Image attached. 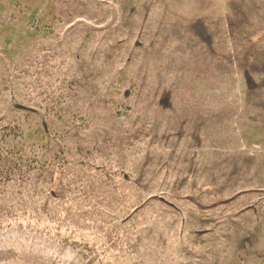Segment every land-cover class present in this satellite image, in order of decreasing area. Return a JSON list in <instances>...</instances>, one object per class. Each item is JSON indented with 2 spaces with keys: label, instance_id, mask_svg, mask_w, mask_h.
<instances>
[{
  "label": "rangeland",
  "instance_id": "374dc122",
  "mask_svg": "<svg viewBox=\"0 0 264 264\" xmlns=\"http://www.w3.org/2000/svg\"><path fill=\"white\" fill-rule=\"evenodd\" d=\"M0 8V124L65 157L0 196V264H264V0Z\"/></svg>",
  "mask_w": 264,
  "mask_h": 264
},
{
  "label": "trees",
  "instance_id": "16d2710c",
  "mask_svg": "<svg viewBox=\"0 0 264 264\" xmlns=\"http://www.w3.org/2000/svg\"><path fill=\"white\" fill-rule=\"evenodd\" d=\"M3 13L4 10L0 8V30L4 29V23L2 22ZM36 13L33 12L25 21V25L29 27L28 34L33 36L46 32L44 23L46 20L40 21ZM246 27H249V25H245L239 31V40L237 38L238 41L235 39L232 42V45L238 48V57L241 56L245 46L249 45L250 47V39L246 38ZM169 92L168 94L170 95ZM149 103L153 106L160 104L158 98L156 102L151 99ZM168 109L167 106H162L161 110L165 111ZM136 113V108H132L131 112L128 113V118H134ZM57 115L59 116V122H69L68 125H76L75 119L68 116L65 110L59 109V114L57 113ZM88 122V119H83L82 126ZM52 131L51 128L46 127L33 131L30 136L35 141L31 143L33 140L29 139L27 131L21 124L8 122L0 124V196H5L16 184L22 183V181H30V178H40L45 176L44 174L54 180L52 187L49 189L51 196H62L64 194L63 171L65 157L60 154V151L63 152L64 150L53 151L51 146L53 143ZM101 139L104 141V146L110 145L114 140V134L104 135Z\"/></svg>",
  "mask_w": 264,
  "mask_h": 264
}]
</instances>
